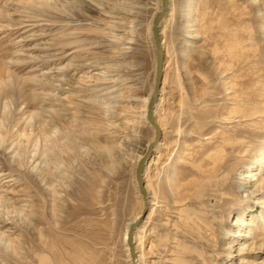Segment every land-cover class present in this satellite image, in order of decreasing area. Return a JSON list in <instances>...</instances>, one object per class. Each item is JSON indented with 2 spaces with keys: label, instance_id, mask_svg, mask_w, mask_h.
<instances>
[{
  "label": "rangeland",
  "instance_id": "rangeland-1",
  "mask_svg": "<svg viewBox=\"0 0 264 264\" xmlns=\"http://www.w3.org/2000/svg\"><path fill=\"white\" fill-rule=\"evenodd\" d=\"M184 1L159 24L145 204L162 0H0V264H132L130 238L136 264H264V0H195L189 51Z\"/></svg>",
  "mask_w": 264,
  "mask_h": 264
},
{
  "label": "bare ground",
  "instance_id": "bare-ground-1",
  "mask_svg": "<svg viewBox=\"0 0 264 264\" xmlns=\"http://www.w3.org/2000/svg\"><path fill=\"white\" fill-rule=\"evenodd\" d=\"M162 5H163V1H162ZM166 5H167V7H166V13L163 15L164 17L168 14V12H169V14L165 17L166 18V22L165 23H163L164 25H163V28H162V31H165L167 28H169L170 27V25H171V20H172V18H173V16H174V8H173V0H170V2H169V4H168V0H166ZM195 5V0H185L184 1V4H183V7H184V16H185V19H184V22L182 23V27H183V38H184V49L185 50H187V51H189L190 50V48H191V46H192V43H193V41H194V31H195V28H196V16L195 15H192L191 13H190V8L191 7H193ZM169 6H170V10H169ZM162 7V6H161ZM156 14H157V12H155ZM162 16V17H163ZM162 19V18H161ZM161 19H159V24H160V21H161ZM120 20H121V18H120ZM162 26V25H161ZM117 28V27H116ZM159 34H160V30H159ZM162 41H164L163 39H162ZM261 61H263L264 62V54L263 55H261L260 56V58H259V62H261ZM258 63V62H257ZM156 66V65H155ZM256 66H257V64H256ZM163 70V69H162ZM254 71V70H253ZM256 72L258 71L259 73H258V77L256 78L257 79V82H258V84H257V88H258V90L260 91V90H262V92H263V94L262 95H264V63H262V64H260L258 67H257V69L255 70ZM254 78H255V76H254ZM255 87V86H254ZM160 89V88H159ZM254 90V89H253ZM257 91V90H256ZM158 94H159V92L158 93H156L155 94V89H154V91H153V88L151 89V91L147 94V96H145L144 97V99H143V103H142V106L144 107V110L141 112V116L143 117V118H145V106H146V104H147V113L149 114H152V107H153V104H154V102H155V100L157 99V97H158ZM156 95V96H155ZM255 95V94H254ZM260 95V97H261V94H259ZM155 96V99H153V97ZM160 96H161V94H160ZM159 99H161L160 97H159ZM151 100H153V102H152V105H151V109L148 111V103L151 101ZM259 101H260V99H259ZM148 102V103H147ZM255 110V109H254ZM258 111V110H257ZM262 111V110H261ZM241 112V111H240ZM153 115V114H152ZM256 116V115H255ZM250 125V124H249ZM260 125V124H259ZM254 127H255V125H254ZM262 127V126H261ZM257 130V129H256ZM260 130V129H259ZM44 131V130H43ZM251 131V130H250ZM249 131V132H250ZM263 132H264V130H263ZM253 133H254V135L255 134H257V135H260V132L259 131H253ZM262 133V132H261ZM250 136V135H249ZM252 136V135H251ZM263 136V135H262ZM246 139V138H245ZM248 139V138H247ZM250 140V139H249ZM248 140V141H249ZM247 141V142H248ZM251 141V140H250ZM157 142V141H156ZM243 142V141H242ZM242 142H241V144H242ZM159 144H160V142L155 146V148H154V150L159 146ZM149 145V144H148ZM239 145V144H238ZM240 146H242V145H240ZM245 146V145H244ZM243 147V146H242ZM235 148H236V146H235ZM151 153V152H150ZM139 157H141V153H139V154H137V157H136V161H137V159L139 158ZM149 157V156H148ZM148 157L146 158V160L148 159ZM218 157V156H217ZM264 157V156H263ZM262 157V158H263ZM146 160H145V162H146ZM223 160V159H222ZM145 162H144V164H143V167H144V165H145ZM136 163V162H135ZM226 163V162H225ZM248 163V162H247ZM227 164V163H226ZM251 165V163H248L247 165H246V169L247 170H245L243 173H241V174H239V176L237 177L238 178V184H236V188H237V190H240L241 188H242V186H245L243 183H241V179L242 178H249V179H251V180H258V178H253L254 177V175H256V173H250L251 171L250 170H248V168H249V166ZM252 166V165H251ZM227 167V166H226ZM225 167V168H226ZM227 169V168H226ZM257 170V169H256ZM259 171H260V169H259ZM255 172V171H254ZM258 174V173H257ZM259 183V182H258ZM149 191H148V189H147V187H146V191H145V193H146V196L147 197H150L148 194ZM141 193V192H140ZM149 205L151 206V205H154V203L151 201V199H149ZM140 213V212H139ZM138 216H139V214L138 215H136L133 219H132V221H133V223L130 225V228L127 226V228L125 229V232H124V240H125V236H126V233H127V230L129 229V231H130V235H129V233H128V235L129 236H133V230L136 228V226H134V228H133V224H134V220L136 219V218H138ZM137 220V219H136ZM131 221V222H132ZM248 225V220H247V216H246V213H240V214H238L235 218H234V222L233 223H231L230 224V226H229V228H228V230H227V235H228V240H229V242H227L226 244H225V247H224V249H226V250H228V252H233L232 251V249H233V244L231 243V242H234L235 241V238L236 237H238V236H242V237H246L247 236V230H245V227ZM242 226H245V227H242ZM128 231V232H129ZM134 234H135V236H134V239H136V236H137V232H134ZM232 237H234L233 239H231ZM128 242L129 243H133V240L130 238L129 240H128ZM128 243V244H129ZM133 246H134V244H133ZM129 247H130V249H131V246L129 245ZM244 247H245V245L243 244V245H241L240 246V248L238 249V251L240 252V253H242L243 251V249H244ZM128 249V246L126 247V250ZM130 249H128L129 250V253H130ZM130 258H131V256H130ZM134 258H135V255H134ZM132 259L131 258V262H132V264H136V260L138 261V259ZM128 264H131V263H128Z\"/></svg>",
  "mask_w": 264,
  "mask_h": 264
},
{
  "label": "water",
  "instance_id": "water-1",
  "mask_svg": "<svg viewBox=\"0 0 264 264\" xmlns=\"http://www.w3.org/2000/svg\"><path fill=\"white\" fill-rule=\"evenodd\" d=\"M162 1H163V5H162L161 9L157 12V14H155V16L153 18V22H152V34H153V40H154V44H155V64H156V66H155V70H156V73H155V94L159 92V87H160L161 79H162L163 63H164V48L162 46L161 36L159 34V19H161V17L164 15L167 5H166V0H162ZM155 96L153 97V99H155ZM152 102H153V100H151L148 103V111L151 109ZM148 119L155 127L156 136H155L154 140L149 143L144 154L139 158V160L137 162V166H136V178H137V182H138L140 192L142 193V197L144 198L145 204L147 203V196L145 193V185H144V180H143V164H144L146 158L149 156L153 144L157 141V139L160 135L159 125L155 122L153 115L149 113ZM137 221L138 220H136L134 222L133 228H134V226H136ZM129 235H130V231H129ZM129 245L131 246L130 254H131V258L133 259L134 258L133 243H129Z\"/></svg>",
  "mask_w": 264,
  "mask_h": 264
}]
</instances>
